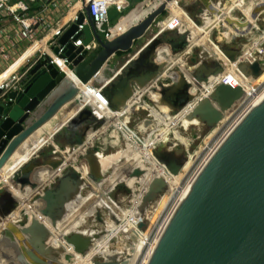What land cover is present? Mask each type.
Segmentation results:
<instances>
[{"label":"water","instance_id":"water-1","mask_svg":"<svg viewBox=\"0 0 264 264\" xmlns=\"http://www.w3.org/2000/svg\"><path fill=\"white\" fill-rule=\"evenodd\" d=\"M173 1L165 0L139 24L110 41H102L94 32L92 21L88 16V25L78 36L70 40L77 31V26L83 22V15H80L58 41L59 45L65 47L62 58H67L69 62L68 71L61 72L50 63V58L45 56L31 69L29 81L24 86L23 92L9 94L8 104H0V172L31 136L77 99L78 94L83 90L81 87L91 83L112 56L118 52H128L135 41L143 38L153 23L165 14L168 5ZM85 12L88 14V8H85ZM119 15L116 7L109 9L108 21L112 22ZM165 32L167 31H162V33ZM92 34L98 49L88 53L84 47L91 42ZM81 35H83L82 46L74 48L71 42ZM187 43L185 40L178 43L170 42L169 45L172 53L175 54ZM157 44L158 42L154 41L149 46L150 54L155 52ZM58 51L57 48H53L55 55H58ZM199 52V47H196L193 55L187 59L189 66L192 67L195 64L192 61H197ZM225 52L228 60L234 62L237 53ZM147 63L150 65L147 66L148 72L139 74L143 80L137 81L127 75L103 91L112 110L118 106L115 99L125 94L126 97L128 96V83L136 85L138 82L139 85L144 86L146 80L157 76L163 69L161 64L159 66L155 64V59L147 60ZM243 66L245 74L250 71L249 77L255 80L259 78L261 68L257 61L247 66L243 64L241 68ZM212 69L213 76L223 73V66L220 64ZM178 74L179 71L172 73L173 76ZM193 76L200 83L207 81V76L204 74L196 73ZM74 78H76L75 81ZM171 86L165 88L167 91L164 89L165 99L176 110H181L192 99L188 92L190 84L183 81L179 87L177 84ZM243 95L244 91L240 87L219 86L215 94L210 97L219 104L220 110L214 109L210 103H205L199 105L195 116L201 117L202 124L215 128L221 122L222 114L233 110ZM86 117L87 115L82 116L81 121L83 122ZM104 125V121L97 122L92 119L91 126L95 129L98 130ZM86 126L80 130L83 138H85L83 129ZM161 160L166 164L172 176H177L184 166L177 162L173 155L168 157L165 154ZM82 164L80 168L83 169ZM65 167L66 165L62 168V174L55 177L51 185L46 188L31 181L33 170L18 171L17 169L13 172L10 176L12 184L15 183L19 187L28 186L31 190L29 194L40 191V194L34 196L31 206L36 215L45 219L53 231L41 224L37 216L31 218L29 211L27 213L31 218H29L30 221L28 219L25 224L18 226L8 224L3 228L0 236V253L11 250L14 253L13 257L20 264L22 260H25L23 256L29 258L28 264H50L45 258L36 257L35 252L42 254V257L52 252L53 246H46V242L50 238L53 239L54 232H57V228L61 227L65 221V218H60L63 210L66 209L67 201L70 200L67 196L71 194V189L81 182L75 170L63 173ZM20 168H25V166H20ZM50 169L55 171V167H50ZM18 172L21 173L18 174ZM133 173L139 174L135 170ZM155 181L156 179L152 184ZM119 186L121 187L122 184ZM164 192L165 182L156 181L149 194H146L143 199L141 213ZM16 201L14 204L6 202L0 210V222L9 218L18 208L19 200L16 198ZM104 208L107 209L106 206ZM94 212L98 221L106 226V222L99 218L96 208ZM108 212L111 220L120 225V219L112 215L110 210ZM144 226L145 224L141 223L138 229L142 230ZM107 233L108 230L105 227L90 235L79 231L64 230L63 232L61 230L59 236L71 245L76 253L86 256L93 249V245L101 242ZM133 250L134 244L130 246L125 255L115 251L116 254L112 257L102 256L104 259L102 262H95L94 257L91 263L126 264ZM148 264H264V98L232 130L200 172L166 226Z\"/></svg>","mask_w":264,"mask_h":264},{"label":"rangeland","instance_id":"rangeland-1","mask_svg":"<svg viewBox=\"0 0 264 264\" xmlns=\"http://www.w3.org/2000/svg\"><path fill=\"white\" fill-rule=\"evenodd\" d=\"M239 1L240 0H174L172 5L185 9L187 15H184V17L186 21L191 22V27L179 30L181 32L191 30V33L177 34V29H175L172 32L170 31L169 33L162 34L159 33L158 28H150L143 38L135 41L133 47L128 52H118L112 56L90 84L91 87L98 90H105L111 87V85L116 84L122 78L126 77L128 75L127 70L131 66L137 65L138 60L147 54L148 57L144 59H155L156 62H160L161 65L163 62H166V66L159 74L155 72L158 74L157 77L151 81L153 77L145 89H138V93H135L133 90L135 83L134 85L130 84L136 96L120 110H117V108L112 110L99 98L95 97L91 91L87 92L85 90L84 95L88 96L89 100L94 105V108H91L94 109V111L97 110L101 118H96L91 113L90 109L83 105V107H81L76 99L62 109L59 115L40 129L31 141L26 144L27 147H32L37 144V142L41 143V145L36 146L34 150L32 148L31 154H28L29 152L20 154L26 158L24 166H28L35 161L43 164L46 157H57L60 160V165L56 169L59 176L62 174V168L66 165L63 173L75 170L81 179L79 185L71 189V195L67 196V199H70L68 202H72L71 204L74 207V211L72 212L71 210V214L69 213L68 217H66L64 213L65 210H63L60 219L65 218V221L61 227L59 225V227L57 226L58 231L54 232L53 239L50 238L46 242V246L52 245L54 247L55 245L60 247V249L57 248L56 250L53 248L52 261L48 263L91 264V260L94 257L95 262H102L104 260L102 256L110 257L115 251L125 255L132 244L136 247V239L140 244L144 241V238H148L150 243L154 241L153 239L155 238H153V236L155 231L162 224L163 220V223H165V220L168 219L177 207L176 204H178L179 195L175 193L174 187L181 190L190 183L194 174L202 168L201 165L205 163L212 150L215 149V143L218 138L225 133L224 130H226L228 125L227 122L232 120L233 114L245 100H240L234 106L233 110L230 111L229 116L224 115V122L221 127L209 128L207 125L202 124L199 126H190L185 130L182 126L185 120L184 118L188 116L196 106L201 105L206 98L212 103H216L215 105L220 109L219 104L213 101L210 96L215 94L217 87L224 85V77L233 76V85L236 83L234 78L242 80V83L244 81L243 84H240L243 91L248 86H251L249 84L264 79V71L257 80L249 76L244 77L245 70L243 67L241 68L238 66L240 69L237 71L236 61L230 66L229 70H224L223 73H221L222 75L213 76L212 74L211 76H207L208 81H206V83L197 81L191 73L192 70L190 66L186 68L182 67L185 56H191L196 47L203 46L199 42L198 38L200 33L197 29L199 25H201L205 14L212 18L213 24L200 36H202L204 40L211 36L214 42L213 45L210 46L211 48L215 51L221 49L222 52L234 51L238 55L240 54V58L238 57L237 60H242L245 57V63L252 58H254L255 61L259 59L262 68L264 67V0H245L243 1L244 6L235 9L234 4ZM218 3H220V6L224 9L223 11L218 12L213 10L211 13L207 11L209 5ZM250 4H257L259 8H263V10H260L256 21L247 19V13L245 12H250L251 9L247 11L249 8L247 5ZM149 6V0H127L123 4L125 10L109 24L112 37L119 36L127 29L139 24L143 19H134V13L138 10L143 12V10H145L144 8H149ZM178 18L179 17L172 12L171 8L168 7L165 15H163L160 20L165 22V26L168 29H171L178 22ZM240 23L242 26L248 27L247 31H242L239 28L238 25H241ZM262 32L263 35H261ZM188 35H190L191 39L193 38V40L190 41V45L179 55L172 58L170 50L168 49L170 47L169 43L183 42L187 39ZM154 41L158 42L159 48L156 49L154 53L150 54L151 50L149 46H151ZM261 42L263 45L259 48V51L255 53L254 57L253 48L255 49ZM202 49H204L202 55L203 60L206 64L211 66L209 68L212 69L215 66H219L221 63L220 59L218 60L215 56H212L206 48L202 47ZM245 50L247 51L243 57L242 54ZM151 56H153L152 59ZM215 59L220 63H216ZM224 60L230 63L226 57H224ZM177 68L181 69L179 73L184 78V82L186 80L198 95L182 112L174 113L173 118L168 120L154 105L150 97L151 93H160L163 95L166 90L165 88H168L171 84L172 73H174ZM140 77L142 76H139V78ZM140 80H143V78H140ZM256 84H258V82ZM145 94H148V97L143 99V95ZM103 100L106 102L105 99ZM84 115H87V117L82 122L80 118ZM92 119L97 122L102 120L105 125L100 130L95 131L91 136L87 137V139L83 138L82 131L80 130L86 125L91 126ZM148 119L154 120V125L150 123L144 126V121ZM150 125L151 127H149ZM147 128L150 129L146 130ZM48 129H52V132H48ZM113 131L117 132L116 137ZM165 144L166 147L170 148L172 151L171 155H173V158L184 165L176 177H173L169 173L166 164L161 160L164 156L162 145L165 146ZM92 153H101L104 157V159H102L104 162L102 160L98 163L89 162L87 158L88 155ZM116 159L120 160L117 164L114 162ZM39 163L38 166H41ZM144 163H148L147 166L145 165L147 170L153 167L151 174L145 178L143 176L144 168L141 166V164ZM81 164L83 169L80 168ZM154 168L157 169L155 170ZM40 170L39 168L34 169L31 173L35 171L40 172ZM133 170H135V172L137 171L139 174L136 175L133 173ZM49 171L52 172V169ZM48 175L44 172L43 177L46 179H42L43 182L41 187L46 188V184L53 182V178L48 180ZM6 178V176H0V181ZM155 178L164 179L166 183L164 195H160L155 202L147 206L145 211L141 213L143 197ZM83 181L85 182V186ZM81 184L84 187L79 198L76 194ZM120 184H122L121 187L119 186ZM6 188L7 185L0 182V210L6 202H10L11 204L17 202ZM39 192L40 191L34 194H24L16 191L19 204H23L13 215L5 219V222L2 223L0 226V236L3 228L8 224L20 220V215L22 216L21 222L23 223L27 222L26 212L30 211L31 218L37 216L33 206H31V200L35 195L40 194ZM172 193L176 195L175 198H172ZM72 198H74L75 201H73ZM161 199L162 201H160ZM80 200L83 202V205H85L82 208L76 206L81 202ZM104 206H106L107 209H105ZM95 208L99 213V218L106 222V226L98 221V217L94 212ZM24 209L26 212L20 213ZM109 210L112 215L120 219V225L115 224V222L111 220L108 212ZM139 214L142 215L143 223L145 224L142 230L138 229L139 226H135L136 223H139L136 219ZM37 218L41 224L46 226L50 231H53V228L45 219L40 218V216H37ZM105 227L108 230L107 236L101 242H96L91 252L86 256L76 253L75 249L64 242L59 236V231L61 230H63V232L64 230L79 231L80 233L90 235L94 232L103 230ZM50 242L51 244H49ZM142 249L139 248V250H137L135 258L133 259L134 264H136V262L140 264V260H142V256L146 252L145 250L142 252ZM140 254L141 256H139ZM3 255L5 254L0 253V264H20V262L13 257L14 253L10 252V255H6L5 257H3ZM120 260H122V258H120Z\"/></svg>","mask_w":264,"mask_h":264},{"label":"built area","instance_id":"built-area-1","mask_svg":"<svg viewBox=\"0 0 264 264\" xmlns=\"http://www.w3.org/2000/svg\"><path fill=\"white\" fill-rule=\"evenodd\" d=\"M36 1L37 0H0V21H3V19L7 20L6 23L0 24V104L3 105L8 104L9 100L7 99V96L9 94L14 92L16 93L23 92L24 86L29 81L30 78L29 74L31 69L38 62L42 61L45 56H48L49 52L52 55V57L48 56L51 60L50 63L54 64L63 73H66L68 71L69 62L67 61V58L64 57L62 58L65 52V47L59 45L58 41L60 37L64 34V32L67 31L70 28V26L77 21L80 15H83V22L82 24L77 26V31L70 38V40L78 36V34H80L84 30V28L88 25V19H87L88 16L92 21L94 32L102 39V41H110L115 37H112V32L109 28L110 22L108 21V17H107L108 11L109 9L116 7L119 11V14H121L122 10H125V8H123L124 3L122 4V0H85L84 2L83 0H77L74 6L72 5L73 2H70V0L68 1L61 0L64 1L65 4H67L68 9L77 6L76 8L77 11L73 16H71V18H69L64 23L63 26L59 28L56 27L54 28V26H52L53 24H49V20L51 19V15H52L51 9L59 7L60 0H43L42 2L43 7H41V9H39L40 8L39 7L31 10L30 5L36 4ZM28 3L30 5H28ZM85 8H88V14L85 12ZM146 16H147V12L144 13L140 18L144 19ZM53 28L54 30L51 33V35L48 38L44 39L47 33H49ZM177 32L181 34H186L188 32L191 33V30L181 32L180 30L177 29ZM261 35H263V32ZM190 39L191 37L190 35H188L186 39L188 43L183 47V49L178 50L175 54L172 53L171 47L169 48L167 47L170 50L171 57L173 58L176 55H179L185 48H187L190 45ZM36 43H43V46L46 47L47 51L43 50L42 48H38L34 52L28 54L27 52ZM263 43L261 42L255 49L253 48L254 57H255V53L259 51V48L262 47ZM71 44L73 45L74 48L81 47L83 44V35H81L75 41H72ZM53 48H57L59 50L58 55H55L53 53ZM97 49H98V45L95 41L94 35L92 34L91 42L89 43V45L84 47V50H87L88 53H91ZM246 51L247 50H245V52L242 54L243 57ZM189 56L190 55H186L185 59L189 58ZM244 58L242 60H237V58L235 59V61L237 62L236 64L237 71L240 69L239 67H241L245 63ZM215 60L216 63L218 64L220 63L217 59ZM235 61L230 62V64L233 65ZM256 61L260 65L261 68L260 75H261L262 72L264 71L263 69L264 67L262 68V64L261 61H259V59H257ZM58 63L63 65L64 68L59 67ZM220 65L222 64L220 63ZM176 71L180 72L181 69L177 68ZM223 71H224V67H223ZM249 72L247 71L246 73L248 76H250ZM223 82L225 83L227 82L226 85L235 88V86L232 85L233 76L224 77ZM91 83L86 85L85 90L87 92L91 91L92 93L96 92L101 98L106 100L105 103L109 107V102L105 97V95L103 94L104 90L103 89L98 90L96 88L91 87L90 86ZM256 83L252 85L253 93H251L248 96V98L239 106V108L233 114L232 120L227 122L228 123L227 128L226 130H224L225 133L222 136H228V134L232 130H234L235 127L238 126L239 123L246 117V115L251 111V109L256 106L254 105L256 102L254 99L257 95L260 94L264 95V82L261 83L259 82L258 84ZM85 90L81 91L77 96L79 105L80 106L83 105L84 107L90 109L91 113L96 118H101L96 115L95 111L89 106V104H84L82 102V100H84L85 97L84 95ZM133 90L135 93H138V88L136 85L133 86ZM147 97L148 94L143 95V99ZM87 100H89V98H87ZM220 138H218V140ZM200 170H198L194 174L192 178L193 182L197 177V174L200 172ZM34 198L35 197H33V199ZM141 223H143L142 215L140 217L139 223L138 224L136 223L135 226H139V224ZM161 227L162 224L155 231L153 238H156L158 236ZM150 244L151 243L148 239L142 249V252L144 250L146 252L142 256V260H140V264H144V257L148 251ZM141 254L139 256H141Z\"/></svg>","mask_w":264,"mask_h":264},{"label":"bare ground","instance_id":"bare-ground-1","mask_svg":"<svg viewBox=\"0 0 264 264\" xmlns=\"http://www.w3.org/2000/svg\"><path fill=\"white\" fill-rule=\"evenodd\" d=\"M243 1H245V0H240L238 3H236V4H234V8L235 9H237V8H240V7H242V6H244V3H243ZM163 2H165V0L163 1ZM162 2V3H163ZM172 3L173 2H171L169 5H168V7H170L171 8V10H172V12L176 15V16H178L179 18H178V22L176 23V25H177V28H176V25L173 27V28H171V29H168L163 23H160L158 20H159V18L153 23V25L151 26V28L152 27H156V28H158V30H162V31H167V32H172V31H174V29L176 28V29H182L183 30V28H189V27H191V22H188V21H186V19H185V17H184V15H187V12H185V9H182L181 7H178V6H173L172 5ZM243 4V5H242ZM263 5V4H262ZM255 6V5H254ZM259 7V6H258ZM77 8V6L76 7H73L72 8V10H71V13L75 10ZM218 11V12H221V11H223L224 9L222 8V6H220V3H218V4H214V5H209L208 6V12H212V11ZM147 11H143V12H141V10H138L137 12H135L134 14V16H133V18L134 19H139L144 13H146ZM204 15V14H203ZM201 18V17H200ZM248 19V18H247ZM213 24V20H212V18H210V17H208V15H204V17H203V19H202V22H201V25H199V27H198V32L200 33V35L202 34V33H205L207 30H208V28L211 26ZM241 24V23H240ZM239 26V28L242 30V31H244L245 30V27L244 26H242V24L241 25H238ZM53 30L54 29H52L49 33H47V35H46V37H44V39H46V38H48L50 35H51V33L53 32ZM198 32H196V33H198ZM199 35V42L203 45V46H201V48L199 47V49H200V52L198 53V56H199V58L197 59V61L196 62H194V61H192L193 62V64L194 65H192V67H191V70H192V75L193 74H196V73H202V74H205L206 76H211L212 74H213V69H211V68H209L210 66L207 64L206 65V63L204 62V60H203V52H204V49H202V47H204V48H206V50L207 51H209L210 53H211V55L212 56H215L218 60L220 59V62H221V64H222V66L224 67V70H229L230 69V66H231V64L230 63H228L226 60H224V57H226L227 58V56H226V52H222L221 51V49L220 50H217V51H215L213 48H211L210 46H212L213 45V40H212V38H211V36L208 38V39H206V40H204V38H202V36H200ZM198 37V36H197ZM193 40V38L192 39H190V41H192ZM135 43V42H134ZM192 43V42H191ZM33 48H42V49H44V50H46V48L43 46V43H36L34 46H32L31 47V49L27 52L28 54H30V53H32V49ZM47 51V50H46ZM194 51V50H193ZM202 52V53H201ZM192 55H193V53H192ZM48 56L49 57H52V55H51V53L49 52L48 53ZM240 56V54L238 55L237 54V56H236V58H238ZM201 57V58H200ZM235 58V59H236ZM188 59V58H187ZM187 59H185L184 60V62L182 63L183 64V66L182 67H184V68H186V67H189V64H188V60ZM234 59V60H235ZM229 61V60H228ZM255 62V60H254V58H252V59H250V60H248L246 63H244L245 64V66H247L248 64H253L254 62ZM230 62V61H229ZM251 62V63H250ZM58 66L59 67H63V65H61L60 63H58ZM165 66H166V62H163V64H162V67L163 68H165ZM64 68V67H63ZM243 68H245L244 66H243ZM175 72V71H174ZM263 73V72H262ZM177 74V73H176ZM180 74V73H179ZM176 75V76H173V75H171V84H170V86L172 85V84H177V87H179L180 86V83H183V77L181 76V74L180 75ZM231 75H233V74H231ZM217 76V75H216ZM157 76H155L154 78L153 77H151L150 79H148V80H146V84L144 85V86H141V85H139V83L138 82H136V86H137V88L139 89V90H143V89H145L146 88V86H147V84H149V82H150V80L151 81H153L155 78H156ZM244 77H247V75L246 74H244ZM75 79L76 78H74V81H75ZM235 80L234 81H236V83H234V85H233V83H232V85L233 86H235V87H240L241 85V83H242V80H238V79H236V78H234ZM137 81H140V78L137 80ZM185 82H186V80H185ZM256 82H264V79L263 80H261V81H256ZM256 82H254V83H251V84H249V85H251V86H248L246 89H244V94H245V96L243 95V97L241 98V100H246L247 98H248V96L251 94V93H253V91H252V89H253V87H252V85H254ZM227 83V82H226ZM226 83H224V85L223 86H225L226 85ZM243 83H244V81H243ZM242 83V84H243ZM128 88H127V86H126V88L128 89V91H129V93L127 94L128 96L126 97V94L125 95H123V96H120L118 99H115V101H116V105H118L117 106V110H120V109H122V108H124L129 102H131L132 100H133V98L136 96L135 94H134V92L132 91V88H131V86H130V84L128 83ZM245 85V84H244ZM243 86V85H242ZM86 87V86H85ZM85 87H81V89H83V90H85L86 88ZM129 87H130V89H129ZM172 88H174V86H171ZM245 87V86H244ZM168 88H170V87H168ZM240 88H242V87H240ZM82 90V91H83ZM153 91V90H152ZM192 91V92H191ZM188 92H190L189 94L192 96V99H191V101L190 102H188L181 110H176L175 108H174V106L168 101V100H166L165 99V92L163 93V95L162 94H160V93H151V97H150V99L152 100V102L154 103V105L159 109V111L168 119V120H170L171 118H173V114L174 113H180V112H182L183 111V109L184 108H186L187 106H189L190 105V103L197 97V95H198V93L197 92H195L194 90H193V88H192V86L190 85V89H189V91ZM95 97H97V98H99L105 105H106V103H105V101L96 93V92H93L92 93ZM87 98H89L88 96H85L84 97V100H82V102L84 103V104H89V106L90 107H92V108H94V105H93V103L90 101V100H86ZM264 98V95L263 94H260V95H257L256 97H255V104L254 105H257L262 99ZM205 103H210L212 106H213V108L214 109H216V110H220L215 104L216 103H212L210 100H208L207 98L205 99V101H203V103L202 104H205ZM198 108H199V105L198 106H196L194 109H193V111L192 112H190V114L188 115V116H186L184 119V121H183V123H182V126L184 127V129L186 130V129H188L190 126H199V125H202V119H201V117H197V116H195V112H196V110H198ZM97 109V108H96ZM95 109V110H96ZM94 110V109H93ZM95 113H96V115L99 117L100 116V114H99V112L96 110L95 111ZM224 115H227V116H229L230 115V111H227V112H224V114H222V120H221V122L216 126V127H221L222 126V123L224 122ZM148 120H150V119H148ZM151 121V122H150ZM150 121H147V120H145L144 121V126H147V125H149L150 123L151 124H153L154 123V120H150ZM154 125V124H153ZM104 127V126H103ZM149 127H151V125L149 126ZM101 129V128H100ZM100 129H98V130H100ZM150 128H147L146 130H149ZM84 134H85V137L87 138V137H89V136H91V134H93L95 131H98L97 129H95L94 127H92V126H86L84 129ZM232 132V131H231ZM230 132V133H231ZM229 133V134H230ZM113 134H114V136L116 137V135H117V132L116 131H113ZM228 134V135H229ZM227 138V136H222L218 141H217V143L215 144V149L214 150H212L213 152L211 153V155H209L208 156V159L205 161V163L204 164H202L201 165V170H200V172L203 170V168L205 167V165L209 162V160L212 158V156L215 154V152L219 149V147L223 144V142L225 141V139ZM166 143V142H165ZM162 152H164V154L163 155H167L168 157L171 155V153H172V151L170 150V148H168V147H166V144H165V146H163L162 145ZM88 160H89V162H94V163H98L99 161H101L102 159H104V157L102 156V154L101 153H92V154H90V155H88V158H87ZM103 161V160H102ZM104 162V161H103ZM116 164L118 163V162H120V160L119 159H116L115 161H114ZM9 163V162H8ZM7 163V164H8ZM60 165V160L57 158V157H49V158H46L45 159V164H44V166H46V167H48V168H50V167H55V170L59 167V166H57V165ZM147 164L148 163H144V164H141V166H143V168H144V170H143V176H144V178L145 177H147L148 175H150L151 174V172H152V169H153V167H150V168H148V170L146 169V166H147ZM31 165V164H30ZM35 166H37L38 167V163L36 162L35 164H34ZM146 165V166H145ZM43 166V167H44ZM57 166V167H56ZM92 166V165H91ZM6 167H7V165L4 167V169L0 172V176H3L4 174H5V171H6ZM28 167V166H27ZM26 167V168H27ZM93 167V166H92ZM155 170L157 169V168H154ZM200 172L197 174V177H198V175L200 174ZM146 173H147V175H146ZM173 177H176V176H173ZM196 177V178H197ZM196 178H195V180H196ZM156 179V181H158V180H162V181H164V179H161V178H155ZM154 179V180H155ZM194 180V181H195ZM155 181V182H156ZM170 182H172L171 180H169ZM155 182H154V184H151L150 185V187H149V189H148V191L146 192V194H149V192H150V189H151V187L152 186H154L155 185ZM165 182V181H164ZM135 183V182H134ZM193 181L191 180L190 181V183H188L183 189H181V190H178L177 189V187H174V191H175V193H177L179 196H178V201H177V203L178 204H176L177 205V207L179 206V204L184 200V198H185V196L187 195V193H188V191L190 190V188L192 187V185H193ZM138 184V183H137ZM165 187H166V183H165ZM82 188H83V185L81 184L80 186H79V190L77 191V197H79L80 198V195H81V191H82ZM177 189V190H176ZM113 193H114V191H113ZM146 194H145V196H146ZM173 195H172V198H175L176 197V195H174V193H172ZM71 195V194H70ZM163 195H164V193H163ZM144 196V197H145ZM74 197H75V195H74ZM144 197H143V199H144ZM165 199H167V198H165ZM177 199V198H176ZM72 200L73 201H75V199L74 198H72ZM81 201V200H80ZM160 201H162V199L160 200ZM166 202V201H165ZM70 203H72V202H70ZM76 206H79V207H83V206H85V205H83V202L81 201L78 205H76ZM70 207V206H69ZM72 207V206H71ZM164 207V206H163ZM176 207V206H175ZM177 207H176V209H177ZM176 209L173 211V213L168 217V219H166L165 220V223H163L164 222V220H163V222H162V227H161V230H160V232H159V234H158V236L154 239V241L150 244V248L148 249V251H147V253H146V255H145V257H144V264H148V262H149V260H150V258H151V256H152V254H153V252H154V250H155V248H156V246H157V244H158V242H159V240H160V238H161V235L163 234V232H164V230H165V228H166V226L168 225V223H169V221L171 220V218H172V216H173V214L175 213V211H176ZM145 211V210H144ZM64 213H65V216L66 217H68V215H69V213H70V209H67V210H65L64 211ZM151 215H152V213H151ZM140 217H141V215L139 214L137 217H136V219L138 220V221H140ZM150 217V216H149ZM146 218V217H145ZM152 218V217H151ZM148 220H150V219H148ZM152 221V220H151ZM2 222V221H1ZM1 222H0V224H1ZM70 229V228H69ZM162 231V232H161ZM149 233V232H148ZM161 233V234H160ZM147 234V233H146ZM147 240H148V238H144V241L140 244V242L136 239L135 241H136V247H134V250H133V253H132V255H131V258L130 259H128L127 260V263L126 264H132V262H133V259L135 258V255H136V253H137V250H139V248L140 249H142L143 247H144V245L146 244V242H147ZM142 245V246H141ZM138 247V248H137ZM142 247V248H141ZM140 252V251H139ZM116 254V252H113V255L112 256H114ZM102 256V255H101ZM112 256H110V257H112ZM104 257V256H103ZM137 258V257H136ZM92 264V263H91ZM122 264V263H121ZM133 264H134V262H133Z\"/></svg>","mask_w":264,"mask_h":264},{"label":"crops","instance_id":"crops-1","mask_svg":"<svg viewBox=\"0 0 264 264\" xmlns=\"http://www.w3.org/2000/svg\"><path fill=\"white\" fill-rule=\"evenodd\" d=\"M66 1H68V0H66ZM127 0H122V4L123 3H125ZM43 0H37L36 1V4H34V5H30L29 3H28V5H30V8H31V6H33V9H36V8H39V9H41V7H43L42 5H43ZM61 2V3H60ZM60 2H59V7H56V8H52L51 9V11H52V15H51V19L49 20V24H53L52 26H54V28L56 27V28H59V27H61V26H63L64 25V23L69 19V18H71V16H73L74 14H75V12L77 11L76 9L71 13V10H72V8H67V4H65L64 3V1H61L60 0ZM70 2H73L72 3V5L74 6L75 4H76V2H77V0H70ZM155 2L157 3V4H159V1L158 0H155ZM72 6V7H73ZM249 8L247 9V11H249V9H251L250 10V12H245V13H247V18H248V20H250V21H256V19H257V17H258V15H259V13H260V10H263V8H259L258 6H257V4H255V6H254V4H250V5H247ZM145 10H148V8L146 7V8H144ZM124 10H122V12H123ZM144 11V10H143ZM251 16H250V15ZM7 22V20L6 19H3V21H0V24H2V23H6ZM160 23H163L164 25H165V22L163 21V22H160ZM253 25V24H252ZM53 28V29H54ZM247 28L248 27H245V30L247 31ZM159 31V33H162V30H158ZM165 33H169V32H165ZM165 33H162V34H165ZM177 34H178V32H176ZM46 37V36H45ZM40 44V43H39ZM46 48V47H45ZM159 47H158V44H157V47L155 48V50L156 49H158ZM38 48H33L32 49V52H34L35 50H37ZM44 50V49H43ZM155 64H157V66H159L161 63L160 62H156ZM81 107H83L82 105H81ZM59 115V114H58ZM48 132H52V129H48ZM34 137V135L33 136H31L29 139H28V141L24 144V145H22L21 147H20V149L14 154V156L10 159V161L9 162H11V164L10 165H8V167H6V171H5V174L3 175V177L4 176H6L7 178L5 179V180H3V181H0L1 183H3L4 185H7V188H6V190H8L12 195H13V197L16 199V198H18L17 197V194H16V191H18V193L19 192H21V193H24V194H29L30 192H31V190H30V188L28 187V186H23V187H19V185H15V183L14 184H12V182L10 181V176L13 174V172H15L17 169H18V171H20V170H34V169H41L40 170V172L39 171H35V172H33L34 174H32V176H31V181L32 182H36V183H38V185H41L42 184V182H43V178H45V177H43V175H44V172H46V174L48 175L47 177H48V180L50 179V178H55V177H58L59 176V174H58V172H57V170L56 171H52L53 172V174H51V172L49 171L50 170V168H48V167H46V166H44L43 164L45 163V159L46 158H49V157H46L45 159H44V162H43V164H40L38 161H35V162H33V163H30L29 165H28V167H27V165L25 166V168H20L19 169V166H23V165H25V162H26V158L25 157H23V156H21L20 154L21 153H23V152H29L28 154H31V152H32V148H33V150L36 148V146H40L41 145V143L40 142H37V144H35L34 146H32V147H27L26 146V144L28 143V142H30L31 141V139ZM86 138V137H85ZM87 139V138H86ZM31 146V145H30ZM82 149V148H81ZM80 149V150H81ZM78 152H80V151H78ZM74 154V153H73ZM39 163V165H41V166H35L34 164L35 163ZM9 164V163H8ZM44 166V167H43ZM27 167V168H26ZM21 172H18V174H20ZM46 179V178H45ZM51 185V183H49V184H46V187H49ZM45 186V185H44ZM18 200V199H17ZM23 203H20L19 205H18V208L22 205ZM69 206L71 207V208H69ZM65 207H66V209L65 210H67V209H70V211L72 210V212L74 211L73 210V205L71 204V203H69L68 201H67V204L65 205ZM17 208V209H18ZM76 208V207H75ZM16 209V210H17ZM15 210V211H16ZM15 211H14V213H15ZM23 212H26L25 211V209L22 211V212H20V213H23ZM13 213V214H14ZM12 214V215H13ZM26 214H27V212H26ZM71 214V213H70ZM27 216V220L26 221H28V219L30 218V216L27 214L26 215ZM22 216L20 215V220H17V221H15V222H11L14 226L16 225V226H18V225H23V224H25V223H23V222H21V218ZM3 222H5V220H3L2 222H1V224H0V226L2 225V223ZM52 239V238H51ZM49 244H51V242L49 243ZM59 246H55L54 245V247H52V248H55V250L58 248ZM52 251H53V249H52ZM10 252L12 253V251L11 250H7V252H5V253H3V254H5V255H3V257H5L6 255H10ZM42 254H40L39 252H35V256L36 257H38V258H45L46 260H47V262H50V261H52L51 260V258H52V252L51 253H49L48 255H46L45 257H42L41 256ZM23 258H25V260H22V262H21V264H28L27 263V261H28V259L29 258H27V257H25V256H23ZM27 259V260H26Z\"/></svg>","mask_w":264,"mask_h":264},{"label":"flooded vegetation","instance_id":"flooded-vegetation-1","mask_svg":"<svg viewBox=\"0 0 264 264\" xmlns=\"http://www.w3.org/2000/svg\"><path fill=\"white\" fill-rule=\"evenodd\" d=\"M175 43H177V42H175ZM147 57H148V55L145 54L144 57H142L140 60H138V64L137 65L131 66L127 70V74L130 75L132 78L137 79V80L139 79V76H140L139 74H141V73L146 74V72H148V67L147 66H150L147 63V60L144 59V58H147ZM140 78H142V77H140Z\"/></svg>","mask_w":264,"mask_h":264},{"label":"trees","instance_id":"trees-1","mask_svg":"<svg viewBox=\"0 0 264 264\" xmlns=\"http://www.w3.org/2000/svg\"><path fill=\"white\" fill-rule=\"evenodd\" d=\"M159 1V4H161L164 0H158ZM149 4H150V6H149V8H148V10H147V14H149L150 12H152L153 10H155L157 7H158V5L159 4H157L156 2H155V0H149ZM33 9V6H31V10ZM165 15V14H164ZM140 19H142V18H139V20ZM159 22H162V20H160V18H159V20H158ZM140 22V21H139ZM11 164V162H9V164H7V167H8V165H10Z\"/></svg>","mask_w":264,"mask_h":264}]
</instances>
